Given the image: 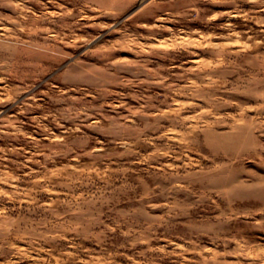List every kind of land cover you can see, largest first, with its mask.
Returning a JSON list of instances; mask_svg holds the SVG:
<instances>
[{"label": "rangeland", "instance_id": "1", "mask_svg": "<svg viewBox=\"0 0 264 264\" xmlns=\"http://www.w3.org/2000/svg\"><path fill=\"white\" fill-rule=\"evenodd\" d=\"M0 264H264V0H0Z\"/></svg>", "mask_w": 264, "mask_h": 264}]
</instances>
